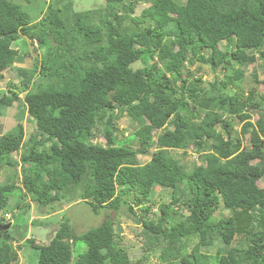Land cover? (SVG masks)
<instances>
[{
    "label": "trees",
    "instance_id": "obj_1",
    "mask_svg": "<svg viewBox=\"0 0 264 264\" xmlns=\"http://www.w3.org/2000/svg\"><path fill=\"white\" fill-rule=\"evenodd\" d=\"M73 2L0 0V79L7 69L18 79L0 94V116L17 104L0 134V172L11 171L0 182V264H17L25 243L36 264H140L154 251L158 264H264V93L236 89L246 66L264 71V0ZM19 38L37 47L31 68L12 67ZM194 64L213 81L190 78ZM119 118L136 129L118 138ZM24 125L34 128L26 141ZM174 150L198 159L185 169ZM156 186L171 194L154 213ZM75 198L95 215L124 207L141 227V258L119 247L109 214L82 233L64 219L47 241L3 218L20 220L30 204L44 217Z\"/></svg>",
    "mask_w": 264,
    "mask_h": 264
},
{
    "label": "rangeland",
    "instance_id": "obj_2",
    "mask_svg": "<svg viewBox=\"0 0 264 264\" xmlns=\"http://www.w3.org/2000/svg\"><path fill=\"white\" fill-rule=\"evenodd\" d=\"M43 1L46 3L49 0H34V3H40V6H44ZM73 1V0H72ZM183 2V0H180ZM73 5L76 10L85 11L94 8H101L103 6V0H74ZM142 8L147 7L148 4H142ZM38 14V20L41 19L39 15V11L37 7H33L32 9ZM29 10V11H30ZM141 8H135V13L132 16H136L140 13ZM28 11V10H26ZM30 14L33 16V12L30 11ZM35 14V15H36ZM35 17V16H34ZM37 20V21H38ZM127 23V21L125 22ZM25 38H19L16 42H14V48L19 49V55L22 56L18 62H15L12 67H21V68H31L33 63H37L39 59V54L35 43L29 42V44L24 40ZM225 42H221L219 44L220 49H224ZM24 53V54H23ZM206 58L208 57V53L205 54ZM189 70L193 71V75L190 78H194L197 76H201L202 80L206 83L212 82L214 79V74L208 69L206 66H201L200 68H196V64L193 66H189ZM255 71L258 76V80H264V71L259 63H255L253 65L246 66L244 69V79L241 81L238 86L237 90L240 92H246L249 89L257 88V91L260 93H264V84H259L258 86L253 83L251 79V71ZM219 76H222V73H218ZM18 84V79L15 70L7 69L3 72V77L0 79V94L3 92L4 94H8V90L12 88L13 85ZM229 88H233V86H229ZM247 93H245L246 95ZM19 98H22L21 95H18ZM16 106L17 104L14 103L12 107L5 109L2 111V115L0 116V134L9 131L13 128L16 119ZM258 118L257 114L252 115V122H255ZM119 119H115V124L118 127V131H115V135L118 138L122 136H127L129 132H132L136 129L134 124H130L128 126L124 125L122 121ZM25 122V121H24ZM24 122H22L24 124ZM240 125L234 124V132L238 131ZM120 130V131H119ZM24 132H25V141L27 140L29 134L34 133V128H27L24 125ZM122 132V133H121ZM101 138L98 136L93 143L100 141ZM244 146L249 148V143L247 138L244 140ZM180 150H174L173 156L178 158L180 163L185 166V169L190 167V164L193 161L198 159V155L192 151H188L186 156H180ZM140 164H143L148 161L146 156H140L138 158ZM11 174L9 169H5V171L0 172V182H6L7 176ZM17 184H20V176L17 177L15 180ZM0 183V184H1ZM170 189L163 188V187H154L153 195H152V202H151V210L152 212H157V205L162 202H168L170 200ZM28 198H25V201H28ZM78 198L74 199V203H70L68 200L61 205V209L57 211H51L47 216L42 217V215H38L35 212L34 206L29 205L27 209L22 213L21 219H17L18 217H14V214H18L19 211L16 212L8 211L11 215V220L15 222H19L21 228L24 230L19 236H22L24 239L35 238L37 241H47L53 236V232L58 227V223L63 221L64 219H69L70 223L73 225L74 230L76 233H82L90 228L98 226L105 218L106 214H109L110 217L115 222V228L120 234V241L119 247L125 250L127 253L130 254L133 261L139 260L142 256V248H144V239L142 236H139L141 232V227L137 226L133 221L127 217V213L124 207H121L120 211L118 212H107L106 210L101 211L98 215H95L86 204L84 203H77ZM185 213L184 215L187 216V212L182 210L179 213ZM20 214V213H19ZM41 217V218H39ZM43 221L45 226L39 227L34 226V221ZM158 246L164 245V241H160ZM192 246L187 248V251H190ZM160 250V249H159ZM211 253H215V249L210 250ZM158 252L154 251L149 253L148 257L144 259L140 264H158L157 261ZM19 260L17 264H36L37 253L31 250L28 245L25 243L24 249L22 252L18 254ZM76 255L73 254L72 262L75 259Z\"/></svg>",
    "mask_w": 264,
    "mask_h": 264
},
{
    "label": "clouds",
    "instance_id": "obj_3",
    "mask_svg": "<svg viewBox=\"0 0 264 264\" xmlns=\"http://www.w3.org/2000/svg\"><path fill=\"white\" fill-rule=\"evenodd\" d=\"M31 206H33L32 204H30ZM3 218L6 220V221H9L10 222V224H12L13 223V220H11L10 218H11V215L8 213V212H5L4 214H3ZM40 218V217H39ZM36 226V225H35ZM39 227H41V226H39Z\"/></svg>",
    "mask_w": 264,
    "mask_h": 264
}]
</instances>
